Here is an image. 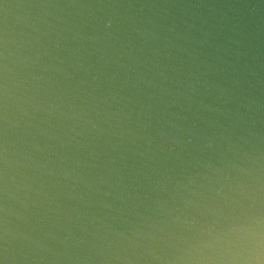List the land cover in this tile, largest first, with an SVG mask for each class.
Instances as JSON below:
<instances>
[{
	"label": "water",
	"instance_id": "water-1",
	"mask_svg": "<svg viewBox=\"0 0 264 264\" xmlns=\"http://www.w3.org/2000/svg\"><path fill=\"white\" fill-rule=\"evenodd\" d=\"M258 219L264 0H0L2 264H240Z\"/></svg>",
	"mask_w": 264,
	"mask_h": 264
},
{
	"label": "clouds",
	"instance_id": "clouds-1",
	"mask_svg": "<svg viewBox=\"0 0 264 264\" xmlns=\"http://www.w3.org/2000/svg\"><path fill=\"white\" fill-rule=\"evenodd\" d=\"M111 23L110 21L108 22ZM250 247L247 255L240 259V264H264V222L257 220L255 226L250 229ZM237 257H230L226 264H235Z\"/></svg>",
	"mask_w": 264,
	"mask_h": 264
},
{
	"label": "snow or ice",
	"instance_id": "snow-or-ice-1",
	"mask_svg": "<svg viewBox=\"0 0 264 264\" xmlns=\"http://www.w3.org/2000/svg\"><path fill=\"white\" fill-rule=\"evenodd\" d=\"M0 264H2V262H0Z\"/></svg>",
	"mask_w": 264,
	"mask_h": 264
}]
</instances>
